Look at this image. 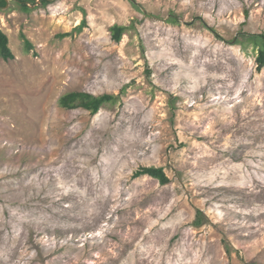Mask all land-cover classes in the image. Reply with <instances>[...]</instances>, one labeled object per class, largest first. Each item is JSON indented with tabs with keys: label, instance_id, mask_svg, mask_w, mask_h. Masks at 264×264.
Segmentation results:
<instances>
[{
	"label": "rangeland",
	"instance_id": "obj_1",
	"mask_svg": "<svg viewBox=\"0 0 264 264\" xmlns=\"http://www.w3.org/2000/svg\"><path fill=\"white\" fill-rule=\"evenodd\" d=\"M4 1L0 264H264V0Z\"/></svg>",
	"mask_w": 264,
	"mask_h": 264
},
{
	"label": "trees",
	"instance_id": "obj_2",
	"mask_svg": "<svg viewBox=\"0 0 264 264\" xmlns=\"http://www.w3.org/2000/svg\"><path fill=\"white\" fill-rule=\"evenodd\" d=\"M19 1L24 9H29L26 0H17ZM30 1V0H29ZM34 2V0H32ZM48 0H42V2L47 3ZM0 2L4 3V0H0ZM137 6L136 4H134ZM138 7V6H137ZM170 21H176V18H169ZM85 24V20L83 19L78 26H76L75 30L80 31L83 25ZM125 31V26L114 24L111 27V38L118 42L120 41L123 32ZM67 36L68 33L63 34ZM248 43H251L252 48L256 51L255 54V63L257 67L260 69L264 67V33H240ZM238 42V40H237ZM9 40L7 35L0 29V56L5 59L13 58V53L9 47ZM25 48L26 51L31 47V43L25 39ZM116 99L115 96L110 94H101V95H93L87 92H78L72 91L67 92L59 97L58 103L61 107L67 109H76L83 108L88 110L91 114L97 113V111L101 108V106L109 101H114ZM142 175H148L150 177L156 178L158 182L162 185L166 184L169 179L163 172L161 167H141L137 171L134 172L133 176L139 177Z\"/></svg>",
	"mask_w": 264,
	"mask_h": 264
},
{
	"label": "flooded vegetation",
	"instance_id": "obj_3",
	"mask_svg": "<svg viewBox=\"0 0 264 264\" xmlns=\"http://www.w3.org/2000/svg\"><path fill=\"white\" fill-rule=\"evenodd\" d=\"M19 2V1H18Z\"/></svg>",
	"mask_w": 264,
	"mask_h": 264
}]
</instances>
